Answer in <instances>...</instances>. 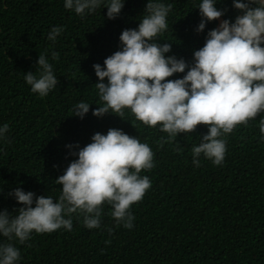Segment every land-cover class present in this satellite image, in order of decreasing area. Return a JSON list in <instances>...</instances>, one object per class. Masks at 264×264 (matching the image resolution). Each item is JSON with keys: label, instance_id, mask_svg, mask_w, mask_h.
Here are the masks:
<instances>
[{"label": "trees", "instance_id": "trees-1", "mask_svg": "<svg viewBox=\"0 0 264 264\" xmlns=\"http://www.w3.org/2000/svg\"><path fill=\"white\" fill-rule=\"evenodd\" d=\"M172 8L168 29L157 43L172 42L170 52L192 62V52L203 46L206 33L218 25L207 22L197 33L199 0H166ZM146 0H124L120 14L105 17L97 9L81 17L63 7V0H0V125L7 124L0 141V210L20 207L6 194L19 186L35 195H59L53 181L71 160L66 145L83 147L90 137L109 128L120 129L153 151L154 167L141 171L151 187L130 211L133 227L116 224L105 205L100 228L87 229L73 214L72 229L33 233L19 244V264H264V141L258 114L227 134L221 165L200 157L192 164L191 147L207 132L197 125L172 140L158 127H148L126 109L122 116L94 117L90 105L83 119L70 109L78 101L97 103L92 65L119 50L124 29L137 27ZM220 20L230 22L237 10L232 0H218ZM53 26L63 32L55 44L46 38ZM59 53L51 60L45 51ZM45 52L57 76L47 96L30 91L24 73L35 71ZM187 70V69H186ZM185 70V71H186ZM174 74L167 79L182 77ZM72 152L76 148L71 149ZM0 242H9L0 237Z\"/></svg>", "mask_w": 264, "mask_h": 264}, {"label": "clouds", "instance_id": "clouds-1", "mask_svg": "<svg viewBox=\"0 0 264 264\" xmlns=\"http://www.w3.org/2000/svg\"><path fill=\"white\" fill-rule=\"evenodd\" d=\"M218 0H199L195 8L201 17L195 31L202 32L207 22L219 20L206 33L203 46L192 52V62L166 55L172 42L157 43L169 27L171 3L146 0L134 29L121 31L119 50L93 64L96 104L75 103L71 116L83 119L90 105L94 117L113 114L120 118L127 109L136 121L158 127L172 140L179 133H190L197 125H206L207 132L191 147L192 164L200 165V157L212 165H221L226 152L227 134L238 124H247L264 113V0H232L237 10L230 22L220 20L224 10ZM124 0H63V7L81 17L97 9H106L105 17L116 18ZM63 32L53 26L47 40L55 44ZM51 60L59 53L45 50ZM45 52L37 57L35 71L24 73L30 91L39 97L48 95L58 83L53 66ZM187 69V70H186ZM186 70V71H185ZM182 77L167 79L174 74ZM8 125H0V141L6 140ZM260 139L264 141V116L259 121ZM71 160L53 183L59 195H35L19 186L6 195L20 207L9 213L0 210V264H19V244L33 233H50L72 229L73 214L82 217L87 229L100 228L105 205L116 224L133 227L131 206L150 189L151 180L141 171L154 167L150 146L120 129L109 128L105 134L94 133L83 146L66 145ZM75 147L76 151L71 149Z\"/></svg>", "mask_w": 264, "mask_h": 264}, {"label": "rangeland", "instance_id": "rangeland-1", "mask_svg": "<svg viewBox=\"0 0 264 264\" xmlns=\"http://www.w3.org/2000/svg\"><path fill=\"white\" fill-rule=\"evenodd\" d=\"M218 23H219V20H218Z\"/></svg>", "mask_w": 264, "mask_h": 264}]
</instances>
